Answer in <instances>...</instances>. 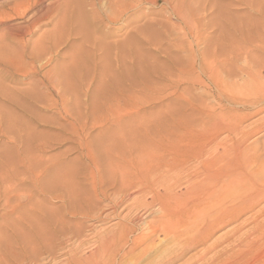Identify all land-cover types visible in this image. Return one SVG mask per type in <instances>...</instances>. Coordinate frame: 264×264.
Returning <instances> with one entry per match:
<instances>
[{
    "label": "rangeland",
    "instance_id": "1",
    "mask_svg": "<svg viewBox=\"0 0 264 264\" xmlns=\"http://www.w3.org/2000/svg\"><path fill=\"white\" fill-rule=\"evenodd\" d=\"M263 40L264 0H0V264H95L98 245L127 211L125 203L111 213L82 178L77 138L59 128L69 113L86 118L93 136L132 131L147 150L162 143L192 149L185 140L202 131L208 139L213 115L229 108L222 102L220 109L203 62L220 61L225 84L231 67L224 59L236 54V88L246 87L238 97L256 99ZM222 84L224 95L239 89ZM236 111L248 114L240 127L254 130L247 146L262 151L264 100ZM96 138L95 148L105 146L106 137ZM262 249L243 264H264Z\"/></svg>",
    "mask_w": 264,
    "mask_h": 264
},
{
    "label": "bare ground",
    "instance_id": "2",
    "mask_svg": "<svg viewBox=\"0 0 264 264\" xmlns=\"http://www.w3.org/2000/svg\"><path fill=\"white\" fill-rule=\"evenodd\" d=\"M181 19L191 23L184 13ZM235 56L223 58L224 63L232 68ZM218 62L214 59L203 62L202 73L215 87L220 109L222 102L229 108L213 115L209 127L210 130L215 128V131L208 139L205 138L210 133L202 131L194 134L193 140L191 137L185 140L192 149L184 150L162 143L147 150L139 143V133L132 131L106 130L93 136L89 130L86 131V118L83 120L81 115L71 113L66 114L70 119L66 125L59 123L60 129L76 136V159L83 160L79 166L81 176L92 180L93 191L107 201L106 206L112 210L111 213L127 203L126 208L123 207L127 211L117 224V230L105 235L98 245L101 250H96L99 257L95 264H243L254 249L264 246V149L259 151L253 145L247 146L246 142L254 130L240 127L248 114L236 111L263 101L264 87L259 92L261 95L258 98L255 96L256 99L238 97L246 87L236 88L239 83L234 81L236 75L230 68V82L224 83L228 87L235 86L237 90L224 95L220 88L222 80L219 78ZM261 64L257 66L255 76L264 80V62ZM248 69L249 66L243 70L251 74ZM220 132H225L226 136L218 141ZM98 136L106 137V143L95 148L93 144ZM219 145L222 146L221 151L218 150ZM42 149L40 147V151ZM189 160L195 164L189 165ZM246 212L251 214L230 227L225 234L213 238L219 228L237 222ZM199 245L203 247L187 256ZM154 250L157 254L146 259L148 253Z\"/></svg>",
    "mask_w": 264,
    "mask_h": 264
}]
</instances>
